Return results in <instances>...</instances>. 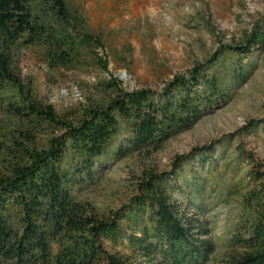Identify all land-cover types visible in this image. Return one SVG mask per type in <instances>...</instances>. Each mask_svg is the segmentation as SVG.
<instances>
[{
	"label": "trees",
	"instance_id": "obj_1",
	"mask_svg": "<svg viewBox=\"0 0 264 264\" xmlns=\"http://www.w3.org/2000/svg\"><path fill=\"white\" fill-rule=\"evenodd\" d=\"M92 45L99 40L65 0H0V109L6 122L0 127V264H210L215 245L209 230L171 198L188 158L173 174L142 177L128 210L99 214L73 191L79 178L93 180L119 119L127 123L129 139L126 149L114 153L117 160L157 151L226 102L227 83L242 82L250 73L243 59L264 50V28L246 35L243 45L197 64L189 76H175L160 91H125L109 75L100 85L99 103L70 115L57 114L22 83L23 50L36 47L47 69L67 72L85 64L84 52ZM225 54L236 58L228 71L217 68ZM259 127L252 122L249 129ZM37 137H45V144L38 146ZM198 162L210 164L203 156ZM238 208L218 264H264V171L256 164L246 175ZM124 242L129 255L105 247Z\"/></svg>",
	"mask_w": 264,
	"mask_h": 264
},
{
	"label": "rangeland",
	"instance_id": "obj_2",
	"mask_svg": "<svg viewBox=\"0 0 264 264\" xmlns=\"http://www.w3.org/2000/svg\"><path fill=\"white\" fill-rule=\"evenodd\" d=\"M65 2L100 45L88 47L85 64L73 71L47 69L36 47L23 50L19 63L22 83L59 115L99 103L100 85L109 75L125 91H160L175 76H189L197 64L228 47L243 45L246 35L256 27L264 28V0ZM100 59L107 63L106 69ZM233 61L236 58L225 54L217 68L228 71ZM242 65L250 73L242 82L227 83V101L157 151L115 159L118 147L126 149L129 139L127 123L119 119L112 144L93 169V180L78 179L73 191L76 200L90 204L99 214L128 210L142 177L173 174L175 166L188 158L180 183H172L180 187L171 198L209 230L215 245L210 264H218L237 221L246 175L255 164L264 171V50L254 51ZM252 122L259 129L250 130ZM5 124L0 109V127ZM36 142L42 146L46 138L37 137ZM200 156L210 164L202 167ZM105 247L110 253L129 255L126 242L105 243Z\"/></svg>",
	"mask_w": 264,
	"mask_h": 264
}]
</instances>
